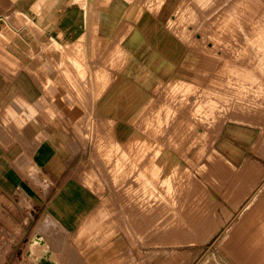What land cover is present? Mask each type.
<instances>
[{
  "label": "rangeland",
  "instance_id": "obj_1",
  "mask_svg": "<svg viewBox=\"0 0 264 264\" xmlns=\"http://www.w3.org/2000/svg\"><path fill=\"white\" fill-rule=\"evenodd\" d=\"M39 2L3 23L0 64L80 145L118 264H264V0Z\"/></svg>",
  "mask_w": 264,
  "mask_h": 264
},
{
  "label": "crops",
  "instance_id": "obj_2",
  "mask_svg": "<svg viewBox=\"0 0 264 264\" xmlns=\"http://www.w3.org/2000/svg\"><path fill=\"white\" fill-rule=\"evenodd\" d=\"M39 3L0 0L1 46L7 45L3 23L8 18L26 16ZM80 22L82 19L71 17L68 27ZM131 52L136 60L140 57L133 48ZM5 67L0 64V244H6L8 234V243L19 264L24 255L30 256L31 264H118L117 239L113 237L116 227L110 226L111 221L98 219L95 214L102 206L97 195L71 172L75 170L71 166L80 145L63 139L52 118L48 120V110L40 104L43 92L35 78L25 69L8 75ZM117 104V99L103 100L99 114L108 118ZM75 145L78 152L73 154ZM35 181L43 182L41 187ZM46 215L57 228L37 231ZM29 245L36 246L35 253H31ZM5 255L6 252L4 261L8 257Z\"/></svg>",
  "mask_w": 264,
  "mask_h": 264
},
{
  "label": "bare ground",
  "instance_id": "obj_3",
  "mask_svg": "<svg viewBox=\"0 0 264 264\" xmlns=\"http://www.w3.org/2000/svg\"><path fill=\"white\" fill-rule=\"evenodd\" d=\"M91 16V15H90ZM198 19V18H197ZM214 27V26H213ZM228 34V33H227ZM45 65V64H44ZM70 74V73H69ZM46 90V89H45ZM161 98V97H160ZM144 119V118H143ZM178 121V120H177ZM217 126V125H216ZM154 130V129H153ZM159 131V130H158ZM137 141V140H136ZM134 143V142H133ZM141 148H142V144H141V146H140ZM152 148V147H151ZM143 153V152H142ZM151 173V172H150ZM44 220H41L40 221V223H39V226L36 228L37 229V231L39 230V231H45V229L47 230V228H48V230L50 229H52L53 227H54V229H56L55 228V226H57L56 225V223L55 222H53V219H51L49 216H45V218H43ZM58 224V223H57ZM38 225V224H37ZM52 227V228H51ZM59 230V229H58ZM36 231V232H37ZM56 231V230H55ZM258 232H259V230H257ZM49 232V231H48ZM257 232V233H258ZM51 233V232H50ZM49 233V234H50ZM35 234V233H34ZM59 234V233H58ZM59 239V241H62V239L60 240V238H58ZM65 239V238H64ZM52 240V239H51ZM49 241V240H48ZM65 241V240H64ZM71 246V245H70ZM36 246H31V245H29V250H31V251H33L34 250V248H35ZM70 251H72V250H70ZM71 256V255H70ZM211 255H207L206 256V258L204 259V260H207L209 257H210ZM30 257V256H29ZM75 257V256H74ZM69 259V258H68ZM204 260L202 261V262H204ZM28 262H29V264H31V262L29 261V259H28ZM26 264V263H25ZM34 264V263H33ZM41 264V263H40ZM200 264H202V263H200Z\"/></svg>",
  "mask_w": 264,
  "mask_h": 264
},
{
  "label": "water",
  "instance_id": "obj_4",
  "mask_svg": "<svg viewBox=\"0 0 264 264\" xmlns=\"http://www.w3.org/2000/svg\"><path fill=\"white\" fill-rule=\"evenodd\" d=\"M42 264H47V263H43V262H42Z\"/></svg>",
  "mask_w": 264,
  "mask_h": 264
}]
</instances>
